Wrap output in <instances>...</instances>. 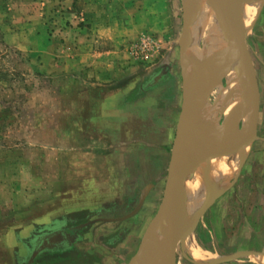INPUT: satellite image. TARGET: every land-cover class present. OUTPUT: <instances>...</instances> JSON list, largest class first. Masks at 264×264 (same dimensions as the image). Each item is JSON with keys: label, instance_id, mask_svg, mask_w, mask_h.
Returning a JSON list of instances; mask_svg holds the SVG:
<instances>
[{"label": "rangeland", "instance_id": "374dc122", "mask_svg": "<svg viewBox=\"0 0 264 264\" xmlns=\"http://www.w3.org/2000/svg\"><path fill=\"white\" fill-rule=\"evenodd\" d=\"M247 2H258L259 6L250 29H244L258 83L259 118L255 140L238 162L236 175L227 182L231 189L215 202L226 208L225 218L232 223L216 230L225 251L233 249V230L240 228L241 241L248 245L245 238L252 225L261 232L264 221L254 210L256 206L264 208V0ZM193 4L191 0H0V264L11 263L9 254L17 249L15 240L31 233L21 234L24 226L34 223L35 228L36 224L39 227L38 224L49 222L53 228L75 222L84 210L93 211L66 208L63 202L85 186L82 183L83 179L88 181L87 173L96 171V153L116 149L95 130L96 119L105 113L119 116L111 111L117 113L119 108L137 101L149 106L159 99L162 89L177 94L179 101L190 66L191 72H199L198 79L209 71L212 62L198 67L189 51L195 43L200 49L204 47L200 35H194L203 29L197 23L198 9ZM193 63L197 64L196 69ZM237 68L239 84L247 88L246 81L241 80V66ZM165 77L173 79L176 90L169 82L161 88L154 85ZM233 84L224 75L205 99L197 101L196 112L203 100L199 108L206 104L196 128L200 135L217 134L202 130L207 121H215L211 124L219 130L225 128L226 134L245 123L242 116L241 122L233 116L239 108ZM217 88L230 92L226 101L230 102L229 111L233 110L230 114L224 109L226 103H218ZM165 109L153 120H147V125L154 119L157 125H168ZM170 109L173 107H167V111ZM131 110L127 112L129 117ZM180 110L181 103L178 114ZM124 123L126 133L132 122ZM129 160L141 167V161L132 153ZM102 164L105 165L104 160ZM187 179L199 182L204 178L190 173L182 189ZM163 190L151 195L144 227L155 215ZM203 192L204 189L198 190L200 201L190 223L205 198L217 195H202ZM183 193L178 200L182 214L188 206ZM203 226L202 237L199 226L189 235L194 242L202 238L208 244L211 235L207 225ZM93 228L95 225L90 230ZM185 243H179L174 264H192L184 256Z\"/></svg>", "mask_w": 264, "mask_h": 264}, {"label": "crops", "instance_id": "0c3cea01", "mask_svg": "<svg viewBox=\"0 0 264 264\" xmlns=\"http://www.w3.org/2000/svg\"><path fill=\"white\" fill-rule=\"evenodd\" d=\"M172 80V78L168 79V77L162 80L159 78L154 85L157 86V88L159 86V88H161L163 83L169 82L168 84H170V87L173 89L176 86ZM189 82H185L187 87L190 86L193 81ZM174 89L176 90V88ZM163 91L162 89V92L158 94L159 99H155L149 106L146 104L142 105V103L137 101V103H134L132 106H123L119 108L117 113H114L113 110L111 111L112 114L119 116L105 113V116L95 120V130L107 137V141L112 143L113 147H116V149L112 150L111 153H96L98 155L96 171L91 174L87 173L89 175H86L85 178L88 179V181L83 179L84 183L81 182L85 186H82L78 193L76 190L72 196H68V198L65 197L63 204L65 203L64 205L66 208H91L94 211L87 221L79 223L70 222L69 225L64 223L65 226L75 228L79 224L90 220L97 219V221L80 230L69 229L68 231L60 230L53 232V235L62 233L63 238L58 241H48L49 245H45L43 248H40V246L46 240L45 236H48L51 232L49 222L38 224L40 228L37 224L34 228V223L33 225L31 224L32 226H29L30 228L26 225L21 228L22 232L20 233H31L23 237L19 236V239L15 240L17 249L11 250L9 254L11 263L9 262V264H54L50 262V260L41 261L42 255H58L67 250L76 251L79 258L78 261H71L68 264H137L133 261V258L138 251L141 238L148 226L144 227V213H146L147 204L152 201L151 195L160 188H165L171 150L180 115V112L179 114L177 112V108L183 100V92L178 101L177 94L171 91ZM132 107L133 109L131 110ZM164 107L168 115V125H157L155 119L152 123L147 125L146 121L153 120V116L155 118ZM167 107H173V109H170L171 111L169 112V110L167 111ZM130 110L131 112L133 111V114L129 117V113L127 112ZM144 112L148 114V119L144 117ZM193 113L191 114L192 118L190 121L193 125L191 128V135L196 144H199L198 146L207 144L210 140L213 141L217 137L220 141L227 135L226 129L221 126L220 130L217 129L218 127L215 128L216 132H218L217 135H200L195 127V116ZM120 115H122V117ZM233 116L239 117L241 122V116L238 111L235 110ZM125 120L132 122V128H127L126 133L124 132ZM121 121H123L122 126H120ZM229 128L231 129L233 127L229 126ZM236 130L237 129H234V131ZM212 132H215V130ZM131 139L135 141L132 142V144H128L127 141ZM131 153L137 160L141 161V167H136V164L133 165V163H131L132 160H129V155ZM103 160L105 161V165H103L104 163L102 164ZM239 161L240 160L233 162V167H235ZM230 165L219 171L220 179L224 182V187L214 196L216 199L213 203H215L216 200L218 201L220 197L225 195L232 187L228 186L229 184L227 183L232 177L229 178L226 176V171ZM235 169L237 170V167H235ZM149 185H151V187L149 188L150 190L141 209L126 219L116 220L117 218L129 215L137 207L143 189ZM202 189V186L197 185V191ZM204 194L206 195L207 192ZM207 198H205V200ZM213 203L207 208L197 224L200 228L198 232L200 237L205 234V227L203 225H207V229L211 235V241L206 244L202 238H198L199 241L194 242L190 235H187L184 239V242H186L184 256L189 262L192 264H264V221L262 222L263 230H261V232L254 229L256 225H252L253 229H250L248 232L249 236L245 238L248 245L243 244L241 241L242 234L241 230H239L240 228L235 231L233 230L230 234L233 240V249L231 251H225V249L221 248V237L216 233V230L222 225L230 226L232 223L228 222L229 220L225 218L226 208H222L220 204ZM254 210L257 211L261 217H264V208L256 206ZM44 216L46 215H42V217ZM101 218H109L111 220L104 222L99 220ZM99 223H101V226H96L97 224L99 225ZM91 225H95V228L90 230ZM110 225L113 227L112 230H109ZM60 226H62V224H59L55 229L60 228ZM136 237L139 240H136ZM189 239L195 243V248L198 247L196 249L197 252H201V254L205 256L202 255V258H200L201 260L197 259L196 256L188 250ZM177 249L178 246L176 248V254ZM36 250H38L37 256L32 257L33 252ZM230 256H233V258L225 259ZM31 258L33 259L30 261ZM260 259L263 261H260Z\"/></svg>", "mask_w": 264, "mask_h": 264}, {"label": "water", "instance_id": "95a60500", "mask_svg": "<svg viewBox=\"0 0 264 264\" xmlns=\"http://www.w3.org/2000/svg\"><path fill=\"white\" fill-rule=\"evenodd\" d=\"M209 1L213 3V0ZM244 1L246 0H214L212 7L222 19L223 26L228 33V40L236 42H234L232 48H228L221 52L217 61L203 77L199 79L196 78L188 87L184 81L181 111L171 150L163 196L155 215L149 222L141 238L138 251L133 258V261L137 264H172V261L174 264L177 246L187 237V235L195 230L207 208L216 199L214 196L208 197L196 213L193 222L189 225L184 224L181 205L178 202L183 181L188 174H194L196 171L208 167L211 160L215 158H228L229 156L235 155V153L244 147L240 151L241 153L236 156L242 158L255 140L259 118L258 83L248 53L245 40V30L239 13V6L241 2ZM234 59L236 63L241 66L242 73L247 80V95L252 104V113L248 121L245 122L239 130L227 134L214 146H198L195 141L191 140V128L193 125L190 121L192 118L191 114L193 106L225 75L223 73L224 68L228 67ZM240 76H242V74H240ZM186 78L185 75V80ZM150 187L151 185L146 186L143 189L137 207L129 215L117 218L116 220L126 219L139 211L148 195ZM99 220L106 222L111 219L101 218ZM95 221H97V219L79 224L72 229H83ZM164 227L167 230L165 232V237H163V242L156 243L155 238L159 234V231L163 230ZM62 238V233H57L50 237L49 240L50 242H53ZM45 245H49L47 240L44 241L40 248H43ZM157 249H160L159 258L155 257L154 253ZM37 254L38 250L33 252L32 257L37 256ZM231 258H233V256L225 259ZM32 259L33 258H31L30 261Z\"/></svg>", "mask_w": 264, "mask_h": 264}, {"label": "bare ground", "instance_id": "6f19581e", "mask_svg": "<svg viewBox=\"0 0 264 264\" xmlns=\"http://www.w3.org/2000/svg\"><path fill=\"white\" fill-rule=\"evenodd\" d=\"M191 2H193L197 6V9H198V12L196 11L198 13L197 14L198 18L196 17V19H198L197 23L201 24V28L203 29V31L201 30L202 32H200V34L195 32L194 35L195 36L200 35V38L204 43V47L202 49H200L199 47L196 46V43H195V45H193V43L191 42L193 46H191L189 48V51L192 53V54L191 53L190 54L192 56H194V58H195L194 62H196V59H197L196 63L198 64V67L200 64L201 65H204V64L207 65V63H210V62H212L211 65H213L217 61V59L219 58L221 52H223L224 50H226L228 48H232L234 46V42H236V41H229L228 40V38H227L228 33L223 26L222 19L219 17L217 12H215V10L212 7V5L214 4V0H213V3H211L209 0H191ZM241 4L242 5L239 6V13H240V16L242 18V23L244 24L243 25L244 29L248 30L251 27V22L253 20V17L256 15L257 8L259 7L257 5L258 2H247V3H245V1H244V2H241ZM192 37H191V39H192ZM196 41L197 40H195V42ZM206 53H208V54H206ZM196 63L195 64L193 63V68H195V69L197 68ZM237 65H238V63H236V61L234 59L233 62H231V64H229L228 67L224 68L223 73L227 76L229 81H234L233 86H234V91L236 94L237 104L239 106L238 112H239L240 116L243 117L244 121L247 122L251 113H252V107H251L252 104H251L250 100L248 99V95H247L248 94V86L246 88L243 84H241V83L239 84L240 80H239L238 72L240 71V69L237 68ZM191 66H190L188 76H187L185 82H189V81L194 82V80L198 76L199 72H197L193 68H192L193 72H191ZM198 70H200V69L198 68ZM189 76H191V77H189ZM234 79H236V80H234ZM241 80L243 81V83L245 81H247L244 76L241 78ZM193 82H191V83H193ZM220 85H219V87H220ZM214 90H216V89L214 88ZM232 92H233V89H232ZM216 94L215 95L218 97V99H217L218 103H221V104L222 103L225 104L229 98V95L231 96L229 91H227V90L224 91L222 89H218V92ZM204 99H205V97H204ZM202 102H201V104H199L200 106L198 105L197 112H196V109H194L195 107H197V103H195V105L193 106V109H192V113L194 112L193 114L195 116V123H196L195 125H197L196 128H199V122L201 121L199 119L200 118L199 116H201L200 111H202L203 110L202 108L203 107L205 108V105H206L205 104V105H203L202 108H199V107H201ZM231 102H232L233 108L235 109L236 105L234 104L233 101H231ZM226 104H227V106L226 107L223 106V107H224V109H226L225 110L226 114H230L233 111V110L229 111L231 108L230 102L226 103ZM206 108H207V106H206ZM205 110H207V109H205ZM205 110H204V112H205ZM210 110H211V107H210ZM204 118L205 117H203V119ZM202 122H204V121H202ZM207 122H205V124H204V127H203L204 130L209 132V133H212V131L215 130L214 133L218 134V132H216V129H215L216 127H214V125L211 124L213 122H210L209 123L210 125L207 124ZM214 123H215V121H214ZM220 132H219V134H220ZM217 138H215L216 140H213V141L210 140V142H208L207 144H203V145H207V147H212L215 144H217V142L219 141ZM240 140H242V139H240ZM197 143H198V141H197ZM241 150H239L237 153H235V155L229 156L228 158L227 157L226 158H215V159L211 160L208 167L202 168V169L196 171L194 173V176L196 178L203 177L204 179H202V181H199V182L196 181L195 182L194 179H192V180L187 179L188 181L186 180L187 182H185V184H184V188H183L184 190L183 189L181 190L184 192L183 193V195L185 196L184 199L186 200V202L188 204V206L186 207L187 211H185V213L183 214L184 224L190 223V221L192 219V215L194 213L193 211L196 209L197 205H199L200 197H199V194L197 191V185L202 186L204 189V192H207L208 195L212 194V192L214 193V192L220 191L224 187V182H222L221 181L222 179H220V175H219L220 172L219 171L221 169L225 168L226 166L232 164L233 162L241 160L244 156L242 158L236 157L237 154L241 153L240 152ZM235 167H237V165ZM235 167H233V164L230 165V167L226 171L227 177L231 178V177H234L236 175L237 170L235 169ZM224 171H225V169H224ZM204 192H203V194H204ZM183 195H182V200L184 197ZM166 230L167 229L164 227L163 230L159 231V234L155 238L156 243L163 242V237H165V235H166V233H165ZM197 248H195V243L191 239H189L188 250L193 255H195L197 259L201 260L200 258H202L203 254H201V252H197V250H196ZM198 251H200V250H198ZM154 253H155V257L159 258L160 249L155 250ZM261 260L262 259H260V261Z\"/></svg>", "mask_w": 264, "mask_h": 264}, {"label": "trees", "instance_id": "16d2710c", "mask_svg": "<svg viewBox=\"0 0 264 264\" xmlns=\"http://www.w3.org/2000/svg\"><path fill=\"white\" fill-rule=\"evenodd\" d=\"M93 212L94 211H91V210L90 211L89 210L82 211V213H80L78 215V217L74 223L87 221L91 217ZM44 260L45 261L50 260V262H53L54 264H68L71 261H75V260L78 261L79 258H78L76 251L67 250V251H64L58 255L57 254H54V255L50 254V256H48V255L44 254V255H42L41 261H44Z\"/></svg>", "mask_w": 264, "mask_h": 264}, {"label": "flooded vegetation", "instance_id": "af4514ba", "mask_svg": "<svg viewBox=\"0 0 264 264\" xmlns=\"http://www.w3.org/2000/svg\"><path fill=\"white\" fill-rule=\"evenodd\" d=\"M66 225H69V224H66ZM55 228L56 227H53V228L50 227V229H51L50 234L48 236H45L47 241L50 242L49 238H50L51 235H53V232H55V231H60V230L61 231H65V230L68 231L69 229H72L70 226H65L64 223L62 224V226H60V228H57V229H55ZM53 229H55V230H53Z\"/></svg>", "mask_w": 264, "mask_h": 264}]
</instances>
